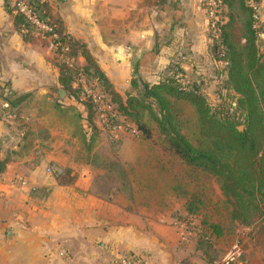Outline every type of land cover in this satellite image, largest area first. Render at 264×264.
I'll use <instances>...</instances> for the list:
<instances>
[{"label":"crops","instance_id":"crops-1","mask_svg":"<svg viewBox=\"0 0 264 264\" xmlns=\"http://www.w3.org/2000/svg\"><path fill=\"white\" fill-rule=\"evenodd\" d=\"M39 2L59 30L81 47L78 62L85 65L89 56L121 98L138 93L132 88V79L157 83L170 73L172 64L177 65L172 73L176 79L199 85L200 81L210 85L206 81L215 78L222 66L211 52L203 0ZM257 12L261 26L257 43L264 55V0L259 1ZM60 72L48 45L24 31L17 14L6 0H0V160L5 161L0 171V264H111L115 256L130 251L143 254L148 264L180 261L173 258L174 253L183 254L184 250H170L169 239L174 235L190 242L183 222H179V233L175 232L177 218L171 213L144 215L141 207L148 204L143 205L136 195L129 198L125 192L153 191L154 184L126 186L118 181L102 188L97 185L96 177L105 169L94 162L95 150L98 144L107 146L111 142L92 135L84 119V106L63 90ZM201 90L208 92L209 88ZM14 98L16 105L10 102ZM95 124L99 130H106ZM121 140L115 141L120 151H111L108 159H124L128 152L121 151L125 146L143 141L127 144L126 138ZM85 148L86 153H82ZM150 161L145 175L160 176V161ZM64 169L69 170L70 183L57 180ZM171 175L164 191H170L171 196L182 193L181 212L193 213L189 209L191 183H179L178 173ZM213 184L221 201L219 186ZM197 185L200 192L209 190L202 181ZM198 216L200 226L204 217L207 223L219 225L212 231L202 224L208 228L210 239L229 232H223L218 216L203 210ZM228 217L231 223L248 230L240 241L243 254L239 264H264V213L247 224ZM188 256L190 264H206Z\"/></svg>","mask_w":264,"mask_h":264},{"label":"trees","instance_id":"trees-1","mask_svg":"<svg viewBox=\"0 0 264 264\" xmlns=\"http://www.w3.org/2000/svg\"><path fill=\"white\" fill-rule=\"evenodd\" d=\"M222 1L230 6L231 0ZM30 2L41 16H46L45 6L39 0ZM239 7L248 18L244 42L232 36L231 14L229 20L220 25L219 43L211 41L214 59L220 60L222 55L227 63L226 93L221 94L223 102L216 106L208 102L199 84H183L176 79L172 74L177 70L174 64L169 67L170 73L157 83L132 79V88L138 93H127L124 98L113 92L106 77L89 56L83 69L108 95L124 121L134 124L147 137L151 135L147 121L153 123L167 149L219 186L223 197L220 203L229 210L230 218L247 224L253 217L264 213V55L257 43L258 29L253 8L243 0H239ZM17 16L23 24V18ZM80 49L76 43L71 44L73 54L77 55ZM59 66L63 90L84 106L88 114L84 119L88 123L92 117V105L82 99L81 89L73 85L77 71L64 64ZM12 95L15 94L12 92ZM10 102L17 104L15 98ZM183 103L192 107L193 117L185 114ZM4 166L5 161L0 160V171ZM65 176L69 177V170L57 176L58 182L65 184L72 181V177L64 179ZM195 192L197 198L190 193L189 209L200 213L202 207L211 204L212 197L207 196L205 191ZM204 219L201 224L217 231V223H207Z\"/></svg>","mask_w":264,"mask_h":264},{"label":"rangeland","instance_id":"rangeland-1","mask_svg":"<svg viewBox=\"0 0 264 264\" xmlns=\"http://www.w3.org/2000/svg\"><path fill=\"white\" fill-rule=\"evenodd\" d=\"M221 1L220 5V12L223 18L222 23H226L229 20V15L231 14L233 16V24L231 26V33L232 36L235 37L236 40H239L243 43V37L245 35V22L247 21V15L246 13L241 10L239 7V0H231L230 6ZM244 3L248 4V0H243ZM253 18L255 19L256 29H258V32L261 28L259 26V19H258V12L257 10L253 11ZM216 42V41H214ZM221 59L218 60L221 62L222 66L217 69L218 74L215 78H212L210 81H206V83L210 85H206L205 81H200L202 84L199 85L202 89L209 88L208 92H204L208 102L212 106H216L217 104L223 102V99L221 98V94L225 95L226 91L224 90V81L227 77L226 72V61L222 58V55H220ZM183 84H186L185 81L182 82ZM211 86V87H209ZM92 105V104H91ZM185 114H189L191 117H193V109L188 106L187 104H181ZM92 117H90V121L86 123L91 127L90 132L94 137L97 136L99 141H102L104 138L111 142L110 145H97V148L95 150V154L97 155L96 160L94 161L99 166H101L103 169L102 174H99L98 177H96V183L99 187H103L106 184H113L115 182L121 181L126 184V186L131 185H140L141 183H151L155 185V189L153 191H142V192H132L128 191L126 189V195L133 197L137 196L138 199H141L142 204L146 205L148 204L149 207H141L143 210L144 215L149 212H160V211H166L168 214H172L175 218H177L176 222V230L177 233H179V227L180 223L183 222V230H187L189 232V236L191 237L190 242L187 240H182L179 238V236L173 235V240L171 241L169 239V249L175 250V252L178 250L177 247L183 248L184 252L183 254L175 255L174 253V259L180 260L184 262L185 264H190V260L188 259V255L191 257L199 260H203L206 262V264H219L221 260L223 259L226 251L229 249V247L235 242V241H241L242 237L247 233V229H244L246 226H239L231 223L229 220V210L224 208V205L220 203V200L218 199L219 195L218 192L215 191L216 187L213 184L214 181H212L210 178H208L205 174H202L201 176L198 174L199 172L195 171L194 169L188 168L186 165H184L180 160L177 159V156L174 154L172 155L171 150L167 149L165 146L162 145L164 143V140L162 138V135L154 128V124L150 121H147V125L149 126V130L151 135L150 137L145 136L141 130L137 129L135 125L131 126V124H127V121L123 119V117L119 114H117V121L122 124V129L117 130H99L96 126L95 122L93 121L94 118V110L93 106L91 107ZM86 111V110H85ZM86 114V113H85ZM88 114L85 115L87 117ZM194 118H192L193 120ZM151 124L153 126L151 127ZM127 139V144L130 143V141H136L141 140L143 141L140 144H129L124 147V149L121 152H128L125 156V158L119 160V159H108V153H111V151H120L121 147H116L115 141H122L121 138ZM146 137V138H145ZM118 138V139H117ZM133 152L130 154V151ZM82 153H86V148L82 151ZM149 155V157L146 159V157ZM141 157V159H138ZM150 159L153 162H156L157 160L160 161L162 166V170L159 174L156 175L154 178L149 175H145L146 170H148L150 167ZM124 162V163H123ZM159 166V165H157ZM66 169L63 170V173ZM132 172L130 174L128 171ZM150 171V170H149ZM174 171V172H173ZM148 172V171H147ZM171 172L176 174L178 173L179 177L178 179H181L179 183H182V181H185L187 183L188 181L191 183L190 186V193L196 195L198 191V183L199 181H202L203 183H206V187L209 190H206V195L211 196L213 201L211 204H206L208 207H202L203 211H206L207 214L212 215V217H216L217 220L223 224L224 227V233H227L225 229H227L229 232L225 236H220L219 238L210 239V236L207 235L208 228L204 225L199 224L200 218L198 216L197 211H193V213L185 214V212H181V209L179 207L181 204V201H183V194L182 193H174L173 196H171L170 191H164L166 190V187L170 185L171 182ZM157 173V172H156ZM191 173L193 175L195 173L196 176L190 177L188 174ZM206 176V177H205ZM70 177V176H69ZM68 176H65L64 179H68ZM201 177V179H199ZM152 180V181H151ZM175 181V179L173 180ZM172 181V182H173ZM177 181V180H176ZM175 183V182H174ZM179 186H181L179 184ZM178 186V187H179ZM183 186V185H182ZM154 187V186H153ZM177 187V184H176ZM128 188V187H127ZM206 188V189H207ZM215 188V189H214ZM163 190V191H162ZM177 191H180L177 190ZM41 192V190H39ZM194 192V193H193ZM131 194V195H130ZM167 196V197H166ZM153 198L152 200L150 199ZM197 198V195H196ZM207 198V197H206ZM204 198V200L206 199ZM134 202V201H133ZM132 203V202H131ZM150 203V205H149ZM193 203V202H192ZM198 203V202H197ZM152 207L150 208V206ZM220 211V212H219ZM222 211V212H221ZM196 213V214H195ZM164 214V213H163ZM222 215V216H220ZM229 221L230 225H228L226 222ZM189 222H193V224H189ZM187 226V227H186ZM199 227V228H198ZM243 228V229H241ZM199 229V231L197 230ZM237 230L236 235H231L233 231ZM239 230V231H238ZM229 235V236H228ZM177 238H179L177 240ZM181 243H184V246L181 247ZM245 249V248H244ZM188 252L189 254L187 255ZM193 253V254H192ZM197 256V257H196ZM172 258V259H173ZM244 258V256H243ZM245 259V258H244ZM187 261V262H186ZM196 263V262H194Z\"/></svg>","mask_w":264,"mask_h":264},{"label":"built area","instance_id":"built-area-1","mask_svg":"<svg viewBox=\"0 0 264 264\" xmlns=\"http://www.w3.org/2000/svg\"><path fill=\"white\" fill-rule=\"evenodd\" d=\"M260 0H248V4L257 10ZM206 11L208 32L211 41H220V25L222 15L220 12V0H203ZM10 9L23 18L24 31L40 37L53 51L56 61L77 71L75 86L81 89L82 99L87 100L93 106L95 123H99L104 129L112 131L122 127L117 121V111L114 103L108 95L98 86L95 79L90 78L83 69V65L78 62L77 55L72 53L71 39L62 33L57 24L47 16H41L34 8L30 0H7ZM119 115V114H118ZM50 167L48 171H50ZM193 224V222H189ZM185 225V224H183ZM187 227V226H186ZM199 228V227H198ZM199 231V229H197ZM243 254V244L235 241L226 251L219 264H239ZM111 264H148L146 257L138 252L130 251L115 256ZM175 264H183L177 261Z\"/></svg>","mask_w":264,"mask_h":264}]
</instances>
